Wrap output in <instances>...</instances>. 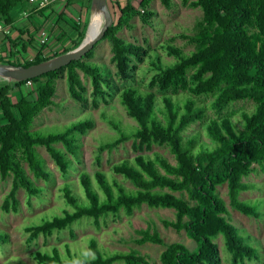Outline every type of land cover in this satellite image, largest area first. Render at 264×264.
Instances as JSON below:
<instances>
[{
  "label": "trees",
  "instance_id": "16d2710c",
  "mask_svg": "<svg viewBox=\"0 0 264 264\" xmlns=\"http://www.w3.org/2000/svg\"><path fill=\"white\" fill-rule=\"evenodd\" d=\"M160 1L166 7L172 6V0ZM183 1L189 3L191 0ZM150 2L142 0L140 7H147ZM191 4L203 11V29L193 39L198 49L186 55L177 47L166 45L167 54L176 59L172 65L162 64L157 53L149 58V51L118 37V27H123L128 19L139 13L131 0H127L124 6L117 4L122 17L117 25L108 29L102 41L111 42L113 62L122 79H129L137 69L134 61L145 56L151 59L154 72L152 86L160 85L163 90L172 87L188 89L196 97L214 96L211 108L220 118L210 120L206 125V136L212 145H202L197 150L194 139L184 140L183 133L205 116V110L196 107L193 97H187L181 107L171 96H165L163 107H160L154 93H143L134 87L123 90L120 94L122 105L128 116L138 123V128L131 135H126L119 125L111 122L119 137L101 146L100 151H112L133 139L136 149L150 148L153 144L168 146L176 164L172 165L156 154L154 159L138 155L133 161L115 165L113 172L132 183L134 190L131 191L116 179L111 182L103 172L98 171L93 177L82 173L80 183L87 201L81 203V199L66 186L64 198L75 210L65 211L62 216L27 228L29 243L41 235L51 236L55 232L69 230L85 218L92 219L99 226L101 219L119 216L123 211L131 215L136 209L147 206L175 211L176 220H165L164 226L178 233L185 232L197 245L196 251L192 252L181 243L166 244L159 234L146 230L137 242L139 245L165 246L160 256L161 264H218L220 256L215 240L221 235L225 238L233 264H244L246 259H259L258 250L246 243L228 220L229 210L218 188L228 186L232 208L249 217H260L259 206L241 201L240 196L252 187L243 179L254 172L253 166L264 165V0H196ZM30 9L37 10V6L30 5L29 0H0V24L13 26ZM49 9L37 12L43 14ZM75 25L78 37L82 39L85 26L82 21H76ZM61 38L59 42L65 39ZM26 43L33 44L34 38ZM27 45L24 43L19 53L25 52ZM11 46L18 49L16 42L11 41ZM75 49L67 48L45 57L44 47H40L31 61L19 63L7 59L5 62L0 60V63L29 67ZM9 56L12 58L14 55L11 52ZM93 57L92 50L82 60L73 61L58 71L24 82H11L0 89V177L3 181L12 177L13 181L3 204L5 212L11 209L18 211L19 189H25L30 197L43 193V189L36 187L29 177L23 162L28 164L34 178L49 181L52 177L37 151L38 147L46 148L64 176L69 174L73 164L68 155L78 159L81 148L76 136H84L93 129L94 121L77 122L63 134L49 136L32 132L31 126L52 105L54 84L63 72L71 97L81 103H86L87 99L80 71L91 79L94 100L107 97L115 90L105 69L84 61ZM190 70H193L191 84L187 76ZM29 81L36 88V100H30L29 95L24 93ZM245 100L254 101L256 109L252 114H243L244 130H240L231 117L223 116V113L230 105ZM58 145H62L63 149H59ZM6 237L0 232V243H5ZM89 247L92 258L73 256L69 245L65 246L66 258L58 248H53L50 253L37 252L33 256L37 264H156L135 251L105 253L95 239H91Z\"/></svg>",
  "mask_w": 264,
  "mask_h": 264
},
{
  "label": "rangeland",
  "instance_id": "374dc122",
  "mask_svg": "<svg viewBox=\"0 0 264 264\" xmlns=\"http://www.w3.org/2000/svg\"><path fill=\"white\" fill-rule=\"evenodd\" d=\"M131 1L139 13L128 19L127 24L123 27H118L119 38L143 47L149 51V58L157 53L165 66L176 62V59L170 57L164 49L166 45L171 44L186 55L197 51L198 45L193 39L202 31L204 22L203 11L191 4L196 0H191L189 3H185L183 0H172L171 7H166L160 0H151L150 5L145 8L140 7L142 0ZM117 2L119 0H108L109 9L116 25L122 17ZM122 2L124 3L125 0ZM87 9V13L84 14L86 15V23L83 38L78 37L79 39L68 43V46L66 43H58L52 40L50 45H53V49L49 47L52 54H55L54 48L61 52L67 48L76 47L77 49L83 44L86 37L88 39L95 13L92 11L91 5ZM98 13L101 17L102 26L103 16L102 13ZM28 38L25 36L24 39ZM93 53L92 59H85L84 61L94 63L103 70L105 69L115 85V90L111 91L107 97H99L94 100L91 79L80 71L81 80L86 88L85 97L87 99L86 103H81L71 97L65 72H63L61 77L55 81L52 105L46 108L31 126L32 132L49 136L63 134L74 123L86 120L94 121L93 129L84 136H76L81 152L78 159L68 155L73 161L69 174L62 175L46 148L38 147L37 151L45 160L46 169L52 173V177L49 181L34 178L28 164L23 162L29 177L34 181L36 187L43 189V193L38 197H30L25 189H19L17 192L19 209L18 211L11 209L9 212H5L3 204L12 188V177L5 181L1 180L0 177V232L7 235L5 243H0V264H19L20 262L37 264L33 255L37 252L50 253L53 248H58L63 257L66 258V245H69L73 256L92 258L93 254L89 247L91 239H95L99 248L105 253L135 251L148 260L161 264L160 256L165 250V246L139 245L137 242L146 230L159 234L166 244L181 243L192 252L196 251V243L189 239L185 232L178 233L174 229L164 226L165 220H176L175 211L154 209L147 206L136 209L131 215L123 211L119 216L101 219L99 226L92 219L85 218L75 223L69 230L55 232L51 236L41 235L29 243L27 228L41 225L44 221L51 220L55 216H62L65 211L73 212L75 210L66 203L64 198L63 191L66 186H69L73 194L81 199V203L87 201L80 183L82 173H88L93 177L96 172H103L111 182L116 179L120 185L131 191L134 190L132 183L113 172L115 165L127 160L133 161L138 155H145L154 159L156 154L166 158L172 165L176 164L175 157L168 146L153 144L150 148L145 146L142 149H136L133 139L122 143L112 151H100L101 146L113 142L119 137V133L112 127L111 122L119 125L126 135H131L138 128V123L128 116L127 110L122 105L120 94L123 90L134 87L143 93H154L160 107H163L162 99L165 96H171L173 101L181 107H183L187 97H193L196 101V107L205 110V116L203 120L192 124L183 133L184 140L187 142L194 139L197 150L202 145H212L206 136V125L210 120L220 118L211 108L214 96L196 97L192 96L188 89L172 87L163 90L160 85L152 86L154 72L150 63L151 59L145 56L142 60L134 61L133 65L137 69L132 72L131 77L122 79L113 62V47L109 40L97 44ZM9 59L14 62L17 57H9ZM192 74L193 70L187 74L189 84H191ZM4 83L7 85L6 83L11 82L4 80ZM35 89V86H26L24 93L29 95L30 100L37 98ZM255 109L256 103L254 101H239L230 105L223 116L231 117L237 128L244 130L243 114H252ZM159 117L162 118V115L159 114ZM57 147L63 149L62 145ZM253 167L254 172L243 179L244 183L252 187L249 191L241 194L240 200L258 205L259 218L246 216L232 208L227 185L220 186L218 192L227 204L230 223L246 243L258 250L259 259H246L244 264H264V165H254ZM94 186L97 188L96 183ZM176 195L182 196L179 193ZM215 243L219 248L220 260L218 264H233L232 256L226 247L225 238L221 235L215 240Z\"/></svg>",
  "mask_w": 264,
  "mask_h": 264
},
{
  "label": "crops",
  "instance_id": "0c3cea01",
  "mask_svg": "<svg viewBox=\"0 0 264 264\" xmlns=\"http://www.w3.org/2000/svg\"><path fill=\"white\" fill-rule=\"evenodd\" d=\"M121 2L122 0H119L117 4L119 3L120 6H124L127 0H125L124 3ZM90 5L91 0H74L72 3L67 5L63 3H57L43 14H39L36 9H30L29 13L32 15H30V18L18 19L13 26H10L8 34L0 31V60L4 61L5 59V61H7L11 52L14 55L13 57H17L16 62L19 63H24L25 61H31L34 59L40 50L38 32L40 28L46 24H48L51 29L52 40H55L58 43H66V45L75 41L78 39V32L75 25L76 18L80 17L82 24L85 25L86 15L84 14L87 13V8ZM25 36H28L29 38L24 39ZM32 37L34 38V43L27 45L26 41ZM61 37H65V39L59 42V39H62ZM20 40L23 42H20ZM11 41L18 43V49H13L11 46ZM24 43L27 45V49L25 52L19 53V50H21V46ZM49 47L53 49V45L49 44L48 46V54L52 55L51 49H49ZM55 51L56 49L54 48L53 52L56 53L57 51ZM4 85V80L0 79V89Z\"/></svg>",
  "mask_w": 264,
  "mask_h": 264
},
{
  "label": "water",
  "instance_id": "95a60500",
  "mask_svg": "<svg viewBox=\"0 0 264 264\" xmlns=\"http://www.w3.org/2000/svg\"><path fill=\"white\" fill-rule=\"evenodd\" d=\"M91 9L94 13H102L103 16V24L100 30L91 39L87 40L86 37L83 44L77 49L54 57L41 64L29 67H14L8 64L0 63V79H4L9 82H24L65 68L73 61L82 60L99 42L104 39L108 29L114 25L113 15L109 9L108 0H91Z\"/></svg>",
  "mask_w": 264,
  "mask_h": 264
},
{
  "label": "built area",
  "instance_id": "2783aa9c",
  "mask_svg": "<svg viewBox=\"0 0 264 264\" xmlns=\"http://www.w3.org/2000/svg\"><path fill=\"white\" fill-rule=\"evenodd\" d=\"M72 0H29V4L33 6H37V11L49 9L53 5L57 3H63L65 5L69 4ZM144 13V11H142ZM30 14L28 12H24L22 14V18L28 19ZM78 21L81 22V18L78 17ZM10 26L0 24V31H3L5 34L9 33ZM51 29L48 24L44 25L38 32V42L41 47H44L43 54L45 57H51V54H48V46L51 43ZM52 53V52H51ZM27 87L33 86L32 82H28Z\"/></svg>",
  "mask_w": 264,
  "mask_h": 264
},
{
  "label": "bare ground",
  "instance_id": "6f19581e",
  "mask_svg": "<svg viewBox=\"0 0 264 264\" xmlns=\"http://www.w3.org/2000/svg\"><path fill=\"white\" fill-rule=\"evenodd\" d=\"M101 27V17L98 12H95L93 16V21L91 22L90 31L88 35V39H91L99 30Z\"/></svg>",
  "mask_w": 264,
  "mask_h": 264
}]
</instances>
